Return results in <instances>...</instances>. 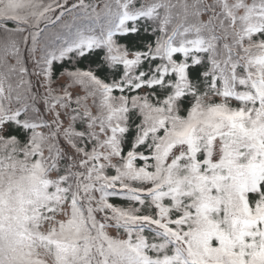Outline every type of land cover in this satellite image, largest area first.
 Returning a JSON list of instances; mask_svg holds the SVG:
<instances>
[{
    "label": "snow or ice",
    "instance_id": "6c2138e0",
    "mask_svg": "<svg viewBox=\"0 0 264 264\" xmlns=\"http://www.w3.org/2000/svg\"><path fill=\"white\" fill-rule=\"evenodd\" d=\"M67 3L0 0V264H264V0H104L99 11ZM139 20L159 35L129 59L114 37L138 33ZM42 21L67 31L41 40ZM99 48L106 63L123 65L119 79L65 69L69 81L52 87L54 62ZM144 61L149 69L136 74ZM73 85L84 95L73 99ZM143 87H159L164 98L125 94ZM110 226L127 239L110 236Z\"/></svg>",
    "mask_w": 264,
    "mask_h": 264
},
{
    "label": "trees",
    "instance_id": "16d2710c",
    "mask_svg": "<svg viewBox=\"0 0 264 264\" xmlns=\"http://www.w3.org/2000/svg\"><path fill=\"white\" fill-rule=\"evenodd\" d=\"M43 2L45 4H47L49 2V0H43ZM60 2L62 3L63 0H60ZM85 3H95L97 6V11H99V9L103 6L104 0H84ZM189 2H191V0H189ZM204 2L206 4H211L210 0H204ZM213 2V0H212ZM248 2L250 3L251 0H248ZM73 3H76V0H68L67 5H65V7L70 8L71 5ZM217 11H220L219 7H217L216 9ZM59 11L60 9H56L54 12L51 13V15L53 16V19L55 18L56 15H59ZM75 14H82L80 9L77 8L75 10ZM208 13H204L201 16V19L206 20L208 18ZM71 14H65V16L62 17V20H68L70 19ZM60 23L61 22H54V23H47L42 21L39 25V27L41 29H44V32L41 35V40H43L45 37L50 36L51 33L54 32H60V33H65L67 30L62 29L60 27ZM85 25L90 23L89 21H84L83 22ZM137 24L139 26V32L136 34H129L127 36H121V35H117L116 37H114V39H116L118 44L121 45H125L128 50H129V55L128 58L132 59L133 58V51L135 50H141V51H146V45L151 43L153 47H155V35H159V32L157 31V33L155 35L150 34V29L149 31H145V27H146V22L143 20H139L137 21ZM14 25L9 22L8 23V27L11 28ZM128 26L131 27L132 26V22H128ZM26 34V33H25ZM255 38V37H254ZM59 43V42H57ZM245 43H247V41H245ZM22 48H24V45H21ZM105 52L106 49L104 48H99V49H93V50H86L85 55L83 56H77V54L75 52L70 54L71 58H66L63 61H58V62H54L53 63V74H52V82L58 81L60 80L61 76L60 73L63 72L65 69L67 70H75L76 68H79L81 70H92L94 71L95 75H97L100 79L104 80L105 82H111L112 79H119L120 76H122L124 68L123 65H116L115 67H113L112 65L108 64L105 62L104 60V56H105ZM174 59H177L178 61L180 59H183L181 54H174ZM160 58H156L155 60L152 61V67L154 68L157 64H159ZM26 67L31 71L33 69V64L31 63V65H29L26 61ZM149 69V63L147 61H144L141 65H139L136 68V74H139L140 71H146ZM192 73L193 78L195 77V73L196 70L195 69H190L189 70ZM238 71H242V69H239ZM33 76V75H32ZM32 76L30 77H26L28 79H31L33 82L36 81V76H34V80L32 78ZM67 82L69 81V78L65 75ZM13 82H15V77L12 78ZM222 82L221 81H217V87H221ZM73 89H75V91H73ZM241 88H239L238 90H240ZM72 94H73V99H75L76 95H84V89L82 88V86L80 85H73L71 87V89L69 90ZM155 92L156 96H159L161 99L164 98L165 92L164 90H161L159 87H153L152 89H149L147 87H143L140 90H138V92H132V93H128L126 92V95H135V94H140V95H144L146 93L149 92ZM114 95H120V93L118 91H114L113 93ZM210 101H215V102H219L222 98L219 96H213L211 94H209V97L207 98ZM153 103H155V98H152ZM90 102L92 103V98L90 97L87 101V103ZM229 105L231 107H239L240 106V102L235 100V99H229L228 101ZM15 106V105H14ZM73 107H75V104L72 105ZM190 105L188 104V100L187 99H183V110L181 111V115H186L187 114V107H189ZM37 107L40 108L41 110H43V107H40L37 104ZM96 110V108H95ZM136 122H139V119L136 120ZM77 130H82L83 125L78 121L75 125ZM15 131L12 128H9V132H13ZM20 139L23 140L24 136L21 134L20 135ZM131 140V135L129 134V141ZM131 148V144L130 142H126L123 146V152L122 155H126L127 151L130 150ZM137 151L139 152H144L145 155H148V153L145 151V147L141 146L138 147ZM115 158V160H113V163H115L116 161H120V157H113ZM122 162V161H121ZM149 164L154 163V161L149 160L148 161ZM144 161L137 158L134 161V166L136 167H141L143 166ZM150 171L153 169H149ZM106 174L107 175H115V170L113 168H108L106 170ZM134 187H138L140 185L133 183ZM150 186V185H149ZM117 187H119V185H117ZM94 195L97 197V199L99 198L100 193L99 192H95ZM145 199H148L147 197H144ZM109 203L116 205V206H120L123 208H127L130 205L132 207H138L141 209L140 213L138 214H150V215H155V209L148 207L147 205L145 206H140L138 203H133L132 201H129L127 199H123V198H118V197H109ZM163 203L165 205H169L170 201L168 198H165V200L163 201ZM93 206L95 207V201H93ZM172 217L175 218V216L177 215V213L172 212L171 213ZM114 224V221H110L109 225ZM109 228V227H108ZM110 228H114L115 232H117L119 235H126L127 234L124 232L123 229H117L114 226H110ZM147 238L148 241L151 243L153 242V233L151 231H148L147 229H145L144 233H143ZM159 242V241H156ZM150 255H153V253H149ZM169 254H171V250H169Z\"/></svg>",
    "mask_w": 264,
    "mask_h": 264
},
{
    "label": "rangeland",
    "instance_id": "374dc122",
    "mask_svg": "<svg viewBox=\"0 0 264 264\" xmlns=\"http://www.w3.org/2000/svg\"><path fill=\"white\" fill-rule=\"evenodd\" d=\"M211 3H212V0H210ZM229 41H231V38H229ZM222 43V42H221ZM15 61L10 59V63H14ZM29 65H31V62H27ZM34 77V75L32 76V78ZM34 80V78H33ZM67 82V79L65 76L61 77L60 80L58 81H55V82H52V87L55 88V89H60L62 85H64L65 83ZM71 88H69L70 90ZM35 90V89H34ZM40 92H43L44 91V88H39L38 89ZM240 90H243L242 88ZM73 91H75V89H73ZM89 104H91L90 102H88ZM38 105L40 107H43L44 108V104H43V101H39L38 102ZM92 111L95 113L96 110H95V107H93ZM63 119V117H62ZM65 124H67V121L65 120ZM113 160H115V158H113ZM112 160V162H113ZM103 162V161H102ZM116 163H122L121 160L120 161H116L114 164ZM169 163H170V160H169ZM94 207V206H93ZM105 214H108V215H111L110 211L107 212V213H101V212H97L95 213L96 215V218L97 220H100L101 222H103L102 220V217L105 215ZM64 217L63 216H58L57 219H63ZM108 223H110V221H108ZM107 233L112 236V237H115V238H120V239H127L126 235H119L117 232H115V229L114 228H107L106 229Z\"/></svg>",
    "mask_w": 264,
    "mask_h": 264
}]
</instances>
